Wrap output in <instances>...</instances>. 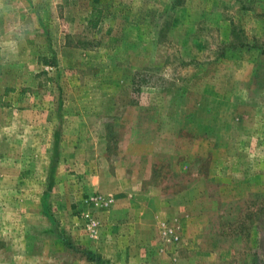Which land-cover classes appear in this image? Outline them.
I'll return each mask as SVG.
<instances>
[{"label":"rangeland","instance_id":"1","mask_svg":"<svg viewBox=\"0 0 264 264\" xmlns=\"http://www.w3.org/2000/svg\"><path fill=\"white\" fill-rule=\"evenodd\" d=\"M261 50L264 0H0V264H264Z\"/></svg>","mask_w":264,"mask_h":264},{"label":"trees","instance_id":"2","mask_svg":"<svg viewBox=\"0 0 264 264\" xmlns=\"http://www.w3.org/2000/svg\"><path fill=\"white\" fill-rule=\"evenodd\" d=\"M101 15H102V11L96 10L94 12H91V14L88 16V19H89L88 21L92 27H97L99 25ZM230 46H233V45H230ZM243 46H244L243 44H238V45L233 46V49H236V47L241 49V48H243ZM245 47H249V46L246 45ZM261 52L264 53V51H262V50H261Z\"/></svg>","mask_w":264,"mask_h":264}]
</instances>
